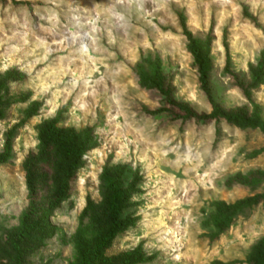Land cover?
I'll return each mask as SVG.
<instances>
[{"label":"rangeland","instance_id":"1","mask_svg":"<svg viewBox=\"0 0 264 264\" xmlns=\"http://www.w3.org/2000/svg\"><path fill=\"white\" fill-rule=\"evenodd\" d=\"M178 13L193 38L210 41L212 103L249 119L257 108L264 124V0H0V84L12 70L25 76L0 92V264H82L108 230L100 178L118 165L122 186L133 187L121 219L134 224L97 264H118L135 249L142 258L131 264H246L264 247V200L209 239L216 204L264 195L256 177L264 133L179 118V106L198 115L212 107ZM156 62L174 107L149 82ZM53 119L66 148L86 130L96 147L54 209L66 158L56 171L38 165L36 229L17 257L12 239L29 211L25 161L44 151L40 137ZM237 176L243 181L231 183Z\"/></svg>","mask_w":264,"mask_h":264},{"label":"trees","instance_id":"2","mask_svg":"<svg viewBox=\"0 0 264 264\" xmlns=\"http://www.w3.org/2000/svg\"><path fill=\"white\" fill-rule=\"evenodd\" d=\"M244 18L252 20L253 18L246 12L243 11ZM178 23L180 25L182 35L185 37L188 44V52L195 64L199 76V84L204 95L210 100L212 111L209 114L198 115L191 110L182 108L179 105L181 111L184 112V119H192L198 123H210L218 122L220 120H225L226 123L236 126L239 128H251V129H260L264 133V124L259 119V114L256 108L254 111L253 118L249 119L242 112L224 114L221 112L219 107L212 103L211 97L209 95L208 83H209V74L211 70V59H210V41L207 43H201L198 39L192 37L191 33L188 31L185 18L181 13L177 14ZM225 49L227 46L224 44ZM227 54V51H226ZM264 57V52L262 53ZM227 55V61H228ZM228 63V62H227ZM24 75L12 70L9 71L5 77L4 82L0 84L1 90L6 89V83L9 81H21L24 79ZM152 80L149 81L150 84L158 91L162 99L174 107L176 104L171 98V92L165 89V79L162 76V69L158 62L155 64L154 73L152 74ZM148 82V81H147ZM159 114H163L159 113ZM166 117V116H165ZM4 118V112L0 108V121ZM58 120L53 119L44 124L45 136L40 137V145L43 146L44 151L38 152L37 154L30 155L25 161V171H26V189L28 193V203L29 211L23 217L21 226L17 231V234L12 239V246L15 254L19 257V243L21 240L25 239L33 230L36 229L33 222H30L29 219L31 216H35L38 212V189L37 186L39 182L42 181L44 175L38 173V165L40 166H52L56 171L58 163L61 159L66 158L65 165L62 168L63 179L54 195V199L51 200L48 204V208L54 209L61 202H63L70 183L74 180L78 171L82 168V159L84 155L93 150L96 147V141L93 139L90 130H86L79 135H77V142L71 144L69 149L65 147V140L60 138L58 129H55ZM62 132V131H60ZM13 131L10 132L12 134ZM79 137V138H78ZM54 142V144H52ZM51 146V148H49ZM64 147V151H63ZM59 159V161H58ZM1 160V158H0ZM57 160V161H55ZM124 174V167L118 165L116 167L103 169L101 175V190L104 192V196L108 205V230L104 237L98 240L92 248L90 254H87L83 260L82 264H97V260L101 254L107 251L112 245L113 241L119 233L131 227L134 223L132 220L121 219L122 209L124 204L128 203L131 199V190L133 187H124L121 184V179ZM38 176V177H37ZM256 177L259 180H264V175L256 174ZM39 178V180H38ZM243 179L241 176H237L231 180V183L236 182L240 183ZM264 200V195H258L255 197L247 198L242 200L234 205L226 204H216L217 214L212 218V224L216 232L210 235V241H217L220 237L230 228L234 217L241 213L247 208H252L259 205ZM263 245H259L254 248L252 253L245 260L246 264H264V249ZM137 257L138 259L142 258L141 249H135L132 252L126 253L121 258L117 259L115 262L118 264H131L132 258ZM212 264H223L220 262H213Z\"/></svg>","mask_w":264,"mask_h":264}]
</instances>
